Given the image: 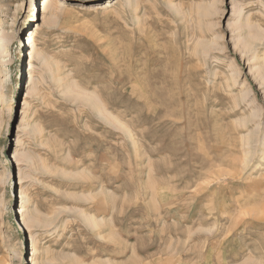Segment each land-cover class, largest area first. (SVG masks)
<instances>
[{"label":"rangeland","instance_id":"obj_1","mask_svg":"<svg viewBox=\"0 0 264 264\" xmlns=\"http://www.w3.org/2000/svg\"><path fill=\"white\" fill-rule=\"evenodd\" d=\"M43 1L0 0V264H264V0Z\"/></svg>","mask_w":264,"mask_h":264},{"label":"bare ground","instance_id":"obj_2","mask_svg":"<svg viewBox=\"0 0 264 264\" xmlns=\"http://www.w3.org/2000/svg\"><path fill=\"white\" fill-rule=\"evenodd\" d=\"M51 4L49 0H44L43 1V6H42V13H47L48 10L50 9ZM31 34H29L24 42V47L27 50L26 53V59L28 58L30 60V64L32 63V60L34 59V56L36 55V51H37V43H38V27L33 30L31 29L30 31ZM32 70V67H30V71ZM34 249H32L33 254L32 256H34ZM32 262L33 264H36V259L32 258Z\"/></svg>","mask_w":264,"mask_h":264}]
</instances>
